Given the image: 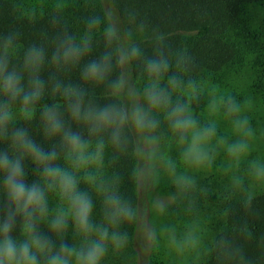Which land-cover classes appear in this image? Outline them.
Returning <instances> with one entry per match:
<instances>
[{
  "label": "clouds",
  "instance_id": "obj_1",
  "mask_svg": "<svg viewBox=\"0 0 264 264\" xmlns=\"http://www.w3.org/2000/svg\"><path fill=\"white\" fill-rule=\"evenodd\" d=\"M144 30L143 24L136 25V32ZM97 33L105 50L86 60ZM147 40L153 54L144 57L133 32L122 31L111 9L89 16L79 35L58 34L50 54L44 44L33 43L17 58L16 34L0 38V264H104L110 248L126 246L128 235L120 227L135 222L137 212L121 195L119 176L107 171L109 149L131 151L147 160L146 166L134 169V177L155 184L162 171L178 194L194 189L196 179L178 171L177 161L161 151L166 138L189 170L211 166L218 148L228 159L229 171L239 169L247 157L256 133L244 104L215 88L206 94L200 81L188 75L192 57L184 49L167 51L163 34ZM141 60L145 80L137 90L129 84L128 68ZM46 65L55 70L47 79L42 76ZM75 68L80 84L57 75ZM95 88L112 99L97 103L89 91ZM49 94L62 103H43ZM205 94L208 118L201 120L193 103ZM37 111L40 135L50 147L42 146L20 123L31 122ZM217 117L227 122L231 141L218 135ZM29 165L35 176L31 181ZM247 174L253 182L264 183V160L247 161ZM230 187L245 191L244 177L233 171ZM93 195L100 201L99 221L94 219ZM51 197L57 201L54 207ZM251 199L246 192L244 203ZM154 207L164 210L159 201ZM41 223L55 234L58 245L44 239ZM69 225L78 243L64 240ZM17 227L22 238L13 235ZM171 240L177 243L174 235ZM183 244H197L192 231Z\"/></svg>",
  "mask_w": 264,
  "mask_h": 264
},
{
  "label": "trees",
  "instance_id": "obj_2",
  "mask_svg": "<svg viewBox=\"0 0 264 264\" xmlns=\"http://www.w3.org/2000/svg\"><path fill=\"white\" fill-rule=\"evenodd\" d=\"M25 1L0 0V38L9 33L16 34L19 45L17 58L33 43L44 44L50 54L52 41L58 34L67 31L79 35L89 16H102L111 9L122 31L133 32L134 42L140 45L144 57L153 54V46L147 37L163 34L167 51L174 53L184 49L192 57L194 63L190 64L188 75L200 81L206 94L215 88L218 92L235 96L242 77L248 74L250 80L245 86L249 85L252 94L264 103V0H65L63 5L60 0H54L52 8L36 15L29 12V4ZM138 24L144 25V33L135 31ZM104 50L103 37L97 33L86 60L96 58ZM128 70L139 90L145 80L142 60L132 63ZM54 71L46 65L42 76L47 79ZM115 74L114 71L113 77ZM57 75L65 82L81 83L79 68ZM89 91L97 103L112 99L102 88ZM206 94L199 102L193 103L194 112L201 120L208 118ZM239 98L237 100L243 103L242 97ZM53 102L62 103V100L49 94L43 101ZM20 123L42 146H51L40 135L38 111L31 122ZM161 131L167 137L163 125ZM162 143L171 151L176 149L167 138ZM107 159L108 173L119 176V191L136 209L137 218L133 223L121 225L120 230L128 235L127 244L118 251L110 248L104 264H140L135 245L139 221V179L133 175L134 169L139 168V157L131 151L116 153L109 149ZM237 174L244 177L245 191L233 190L230 187L232 174L219 170L207 179L205 188L196 185L187 194H179L168 211L174 222L198 218L201 211L215 212V237L208 253L198 264H264V194L254 196L251 193L250 183L253 181L246 168L242 172L238 170ZM27 178L29 181L35 178L31 165L28 166ZM246 192L252 194L247 205L244 203ZM56 203L55 197H51L50 207ZM93 204L94 219L99 221L102 210L95 195ZM39 231L53 245L59 244L46 224L41 223ZM13 235L22 238L18 227ZM64 240L69 244L78 243L71 225ZM148 259L146 264H162L155 255Z\"/></svg>",
  "mask_w": 264,
  "mask_h": 264
},
{
  "label": "rangeland",
  "instance_id": "obj_3",
  "mask_svg": "<svg viewBox=\"0 0 264 264\" xmlns=\"http://www.w3.org/2000/svg\"><path fill=\"white\" fill-rule=\"evenodd\" d=\"M64 1L60 0L59 2L63 5ZM25 2L29 4V7L27 5L29 12L34 15L44 12L45 9H49L55 3L54 0H26ZM130 77V86L137 89L131 73ZM248 80H250L248 74L242 77V84L234 97L236 99L242 97L245 114L249 117L256 135L251 143V150L247 157L241 161L239 169L227 170L228 159L222 148H218L216 158L211 166L199 170H189L179 161L177 149L171 151L163 143L161 144V151L177 161V170L188 171L194 175L196 185L199 188L206 187V181L212 177L213 172H218L219 170L224 174H233V171L237 173L238 170L242 172L243 168L247 170V161L254 159L264 160V103L252 94L249 85L245 86ZM217 120L218 135L224 136L227 141H231L233 137L227 122L221 117ZM147 163V160L139 157V168L146 166ZM250 188L254 196L264 194V183L252 182L250 183ZM138 190L140 203L135 245L140 256V264H146L149 260L148 258L153 255L162 264H198L208 253L215 237V230L213 229L215 222L213 214L215 212L210 214L209 212L201 211L198 214V218L193 220L182 219L174 222L170 219L168 211L174 205L175 200L178 199L179 194L170 179L162 171L158 182L155 184L151 182L145 184L143 179H139ZM156 201L163 204V212L158 211L154 207V202ZM189 231H192L197 237V244L194 247L183 244L184 236ZM149 233H152L151 238H149ZM173 235L175 236L176 244L171 240Z\"/></svg>",
  "mask_w": 264,
  "mask_h": 264
}]
</instances>
